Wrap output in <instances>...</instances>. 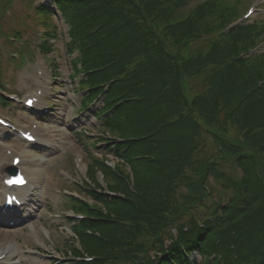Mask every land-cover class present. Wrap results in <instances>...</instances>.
<instances>
[{"label":"trees","instance_id":"1","mask_svg":"<svg viewBox=\"0 0 264 264\" xmlns=\"http://www.w3.org/2000/svg\"><path fill=\"white\" fill-rule=\"evenodd\" d=\"M217 3L199 6L187 20H176L167 0L102 2L109 8L107 15L116 17L106 49L130 45L157 67L148 77L154 95L144 103L141 118L131 119L139 135L154 134L135 147L132 155H144L143 159L128 160L135 192L125 203L129 211L117 212L127 223L117 229L116 224H110L106 231L127 235L124 230L128 226L134 230L142 221L150 225L157 221L156 227L164 229L182 214L196 220L195 210L202 205L195 204L212 193L205 187L212 176L223 181L222 191L228 186L233 195L220 207L221 216L211 212L204 218L208 233L203 248L225 255L228 264H264V95L262 89H255L258 78L253 65L229 59L245 48L243 30L219 36L194 53L187 48L209 30L211 22L204 25L209 17L221 20L217 27L229 20L228 13L213 7ZM99 13L106 17L102 9ZM102 17L91 18L83 31ZM225 18L228 20L222 22ZM190 78L195 84L202 83V88L193 91ZM206 129L213 135L215 149L210 159L196 151L199 135ZM218 155L229 161L224 165L232 171L236 167L242 171V176L228 178L223 163L215 158ZM181 184L186 186L184 193H178ZM192 228L205 234L195 222ZM236 251L239 256L233 258Z\"/></svg>","mask_w":264,"mask_h":264},{"label":"rangeland","instance_id":"2","mask_svg":"<svg viewBox=\"0 0 264 264\" xmlns=\"http://www.w3.org/2000/svg\"><path fill=\"white\" fill-rule=\"evenodd\" d=\"M38 3L39 0H36ZM194 4V3H192ZM22 5V6H20ZM25 8V11H24ZM191 8V4L187 5L184 9L185 11L189 10ZM15 9H19L18 14L21 16L22 13H25L27 11L26 7H24L23 3L21 1L17 2L14 6V12ZM181 15H184L185 12H181ZM179 14V15H180ZM259 19L261 17H258V15H255L252 17V19ZM262 17L261 19H263ZM28 21L31 23L32 19H28ZM32 24V23H31ZM10 22L9 19L6 22L2 23V26L4 29H9ZM38 27L35 26L34 29H32L29 33L26 34L32 35L36 33L38 35ZM64 41H61L57 48H60L61 54H57V59L60 64V68L63 69H69L67 59L68 57L64 53ZM77 100L76 96H74ZM53 125L51 124L50 127H53L54 132H56L58 138L61 140H70L69 146L66 148V150L61 153L60 155L53 156L47 163L46 168L51 175V177L47 180V186L49 188L48 195L50 199L53 202V205L51 209L44 206L41 211V215L34 221V226L36 227V232L38 238L36 240L43 241L48 246H52L53 244H57L59 247H61L62 244V238L65 236V233L61 230L60 222L66 223L63 219L59 218L58 215L61 214L66 209L62 207H57V203L54 201V199L59 198V194L57 191H55L56 187L64 189L65 186L68 184L65 178H62L59 170L67 169L71 175H75V172H77V165L74 162V157L78 154L83 156L84 163L88 161V158L86 157L87 149H83V146L79 142H75V140L70 136L68 129H62L65 126L66 123L63 122V120H58L56 123H59L58 126H56L55 122ZM62 127V128H59ZM58 129V130H57ZM92 131V130H91ZM39 155V153H38ZM71 159L72 161H66V159ZM35 162L33 165L32 163ZM31 164L27 163L26 166L32 165V166H38L40 165V158H38L36 161H32ZM41 166V165H40ZM64 192V191H63ZM47 225H50V228L47 227ZM65 225V224H63ZM69 225V224H68ZM67 225V226H68ZM68 228V227H66ZM28 227H21L16 230L11 229H5L8 233H12L14 235L10 236L14 239V242H16V246L18 249V253H20L19 257L22 259L21 264H27L26 262H29L30 264H45L41 263V260L39 258H32L29 256V254L23 253V251H26L28 249H32L35 247V241L30 235L31 233L28 232ZM50 234V238H47L48 232ZM14 231V232H13Z\"/></svg>","mask_w":264,"mask_h":264},{"label":"bare ground","instance_id":"3","mask_svg":"<svg viewBox=\"0 0 264 264\" xmlns=\"http://www.w3.org/2000/svg\"><path fill=\"white\" fill-rule=\"evenodd\" d=\"M24 156V161H25V154L23 155ZM23 163V162H22ZM30 173H33L32 171H30ZM29 173V174H30ZM3 234V232L1 231L0 232V235ZM14 244L12 241H2V244H0V254L2 253H6V257L3 259V261L5 260H9V254H12L15 250L14 248ZM4 247V248H3ZM3 251V252H2Z\"/></svg>","mask_w":264,"mask_h":264},{"label":"snow or ice","instance_id":"4","mask_svg":"<svg viewBox=\"0 0 264 264\" xmlns=\"http://www.w3.org/2000/svg\"><path fill=\"white\" fill-rule=\"evenodd\" d=\"M31 101H29V103H30Z\"/></svg>","mask_w":264,"mask_h":264}]
</instances>
